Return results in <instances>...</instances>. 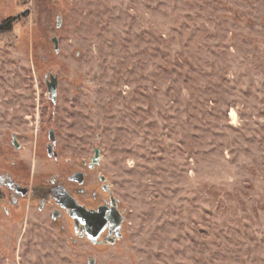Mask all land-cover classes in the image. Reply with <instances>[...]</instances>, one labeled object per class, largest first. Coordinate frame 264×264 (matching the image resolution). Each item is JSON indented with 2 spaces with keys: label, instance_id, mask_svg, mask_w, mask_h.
Segmentation results:
<instances>
[{
  "label": "rangeland",
  "instance_id": "rangeland-1",
  "mask_svg": "<svg viewBox=\"0 0 264 264\" xmlns=\"http://www.w3.org/2000/svg\"><path fill=\"white\" fill-rule=\"evenodd\" d=\"M9 17L0 174L90 172L99 148L85 183L109 178L125 220L94 246L0 195V264H264V0H0Z\"/></svg>",
  "mask_w": 264,
  "mask_h": 264
},
{
  "label": "flooded vegetation",
  "instance_id": "flooded-vegetation-1",
  "mask_svg": "<svg viewBox=\"0 0 264 264\" xmlns=\"http://www.w3.org/2000/svg\"><path fill=\"white\" fill-rule=\"evenodd\" d=\"M55 147L56 142L53 144L49 139L46 145L47 153L50 148L51 156L57 159ZM91 159L92 157L90 156L87 162L83 161L81 163L90 172L74 170L71 174H67L65 178L53 176L52 179L46 178L40 183L33 181L23 182L20 178L6 171H2L3 173L0 174V195L15 209L19 208L20 202L24 200L32 203L39 212H45L50 207H54L49 211L52 221L55 222L64 218L67 228H71L74 235L86 239L85 236H79L84 230L81 224L77 225L74 218L80 206L93 210L102 207L107 214L112 210L115 223L119 218V214L123 212L118 207L120 204L119 199H112L111 180H102L101 173L98 172L97 177L93 181L85 183L86 179L90 177L91 172L97 167L96 165L92 169ZM113 236L114 225L111 226L108 224L107 228L102 232L100 239L107 241ZM69 239L73 243H76V240L72 236H69Z\"/></svg>",
  "mask_w": 264,
  "mask_h": 264
},
{
  "label": "water",
  "instance_id": "water-1",
  "mask_svg": "<svg viewBox=\"0 0 264 264\" xmlns=\"http://www.w3.org/2000/svg\"><path fill=\"white\" fill-rule=\"evenodd\" d=\"M59 26H60V17L58 16L57 27L59 28ZM52 42L54 43L55 51H58L57 38L53 37ZM46 83L50 98L53 102H55L57 98L58 77L56 75L51 74L49 76V80H47ZM49 139L53 144H55L56 139L54 137V131L52 129L49 132ZM13 145L16 148H20V145L16 141L14 135H13ZM48 155L50 156L52 155L50 148L48 149ZM100 155H101V150L99 148H95L94 155L91 159L92 169L95 168L96 165L100 164ZM101 178L104 181L110 180L109 178H106L102 173H101ZM112 199L117 200V198H114L113 196ZM74 218L75 221L77 222V225L81 224V227L84 230V232L82 231V233H80L79 236L80 237L85 236L86 239L94 246L113 245L116 243L117 240L121 239L123 236L122 225L125 220L123 213L119 214V218L115 223V220L113 219L112 210L111 212H109V214H107V212L102 207H99L97 210H93V209H87L84 206H80L77 215ZM108 224H110L111 226L114 225V236L110 240L104 241L100 239V236L102 232L105 230V228H107Z\"/></svg>",
  "mask_w": 264,
  "mask_h": 264
},
{
  "label": "trees",
  "instance_id": "trees-1",
  "mask_svg": "<svg viewBox=\"0 0 264 264\" xmlns=\"http://www.w3.org/2000/svg\"><path fill=\"white\" fill-rule=\"evenodd\" d=\"M17 21V17H9L0 24V34H6L13 30V26Z\"/></svg>",
  "mask_w": 264,
  "mask_h": 264
}]
</instances>
